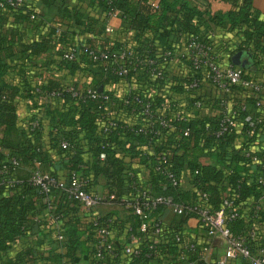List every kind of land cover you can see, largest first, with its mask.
<instances>
[{
  "label": "trees",
  "instance_id": "trees-1",
  "mask_svg": "<svg viewBox=\"0 0 264 264\" xmlns=\"http://www.w3.org/2000/svg\"><path fill=\"white\" fill-rule=\"evenodd\" d=\"M42 1L49 9H55L61 18L70 19L73 23L81 26L82 30L100 34L99 37L103 39L100 48L90 44L91 47L97 49L117 50L126 46L138 55L146 54L154 57L157 56L158 50L173 48L172 42L178 37L188 36V40L191 37H196L209 41L203 37L199 26L202 23L206 24L207 20H211L216 24L228 22L231 26H242L243 39L238 48L250 52L252 58H257L261 53H264V19L259 17V11L253 6L252 0H240V2L230 0L235 7L223 13H210L185 0H89V4L96 8L97 14L104 15L102 20L99 19V16L79 11L74 4L70 5L72 0ZM153 1H156L155 6L152 4ZM23 9V1L17 6L5 4L0 7V14L11 12L18 20L23 21L31 20L30 14L32 13L34 17H37L36 22L43 21L44 13L35 9L26 12ZM33 10L34 12H32ZM115 11L121 18L122 24L134 30L136 45L128 46L124 40L118 39L110 41L101 35L105 29L104 19ZM52 32L56 33L58 39H63L62 32L57 30L54 25L51 26L49 38H51ZM75 43L78 45L77 48L83 52L81 59L95 64L96 72H99L104 79L116 81L122 77L129 81L133 79L136 83L153 81L148 76L146 66H138L135 69H130L126 75H118L115 72L114 62L108 59H91L82 50L80 41L71 42L65 51ZM47 46V42L40 40L29 44L26 49H30L29 53H36L46 49ZM63 53L60 55V62L70 69L75 68L76 65L73 62L76 54L73 59H66L62 57ZM187 63L188 73L190 71L192 73L188 74L189 81L193 74L198 73L192 68L189 57ZM3 71L4 63L0 59V75ZM154 80L161 81L162 79ZM203 84L205 82L196 89L187 91L186 98L191 103H194L200 95L217 97L218 94H221L209 83L207 85L209 89L204 90ZM68 86L47 82L43 86L44 88H41V90L44 89L45 94L52 89L60 90L58 96H47L60 97L62 105L66 107L65 110L56 109L55 112L45 109L50 121L47 149L56 150L62 155V164L66 169L67 178L70 179L72 175L80 176L86 181L84 187L87 190L92 189V184L99 174L104 175L107 182L106 196L108 197L111 193L115 195L114 198L106 200L124 204L127 211L124 217H119L117 210L100 214L99 222L111 229H116L117 232L113 237L114 250L112 253L105 251L101 264H177L178 261L183 260L188 264H211L209 260L199 255L203 254L200 245L206 243L207 240L205 242L198 241L195 251L185 250V259L179 257L183 245L175 240L174 235L175 233L184 234L183 224L189 217H196L198 215L196 211L177 213V218L173 223L166 224L161 217V210L166 204L159 203L147 211L149 219L147 229L144 232L138 231L140 217L133 211L129 203L134 200L135 196L140 195L142 187L149 189L152 195H172L173 202L184 205L202 201L211 211L220 207H224L227 213L237 209L238 215L227 223L230 229L235 234L245 233L255 220L254 222H257L256 236L250 242V248L255 251L259 247H264V209L257 201L264 193V182H258L255 176L256 170H260V165L264 163V120H258L256 116L257 98L245 95L243 98L246 107L239 110L241 124L219 136L213 133V130H216L218 126L219 115L192 116L188 112H184L182 118L175 120V129L169 134L162 133L155 136L150 133L123 131L120 123L111 130L104 131L102 122L108 116L105 114V106L109 102H104L99 97L82 98L73 95L72 91L67 89ZM71 86L77 87L76 85ZM87 86L100 88L96 84ZM100 89L109 95L110 101L124 108L130 115L132 105H137L132 102L133 91L139 92L142 96L144 94L139 88H133L127 92L123 97L128 96L132 102H129L131 105L124 103L123 97H116L109 89L103 87ZM172 90L179 94H185L183 83L180 82L172 85ZM15 92V86L0 84V127L2 129L0 136V255L1 253L4 255L19 236L28 232L41 233L43 228L39 224L40 222L36 230L32 232V222L35 220V214L39 212L36 207H39V210L46 208L50 214L59 216L55 222L60 227L59 232L63 233L66 238L58 240L59 242L56 240V244L64 251H51L45 256L39 249L26 247L9 258L3 259L0 256V264H53L57 260H60L58 264H78L76 250L79 247L87 254L89 263L96 264L99 261V258L95 256L97 226L93 224L91 216L78 213L74 199L69 198L63 188L53 190V193L59 192L60 198L58 203L54 200L55 207L49 209L47 194L30 182L31 170L35 166L36 160L40 162L42 170L58 178L59 176L56 172L51 171V167L55 168L54 160L47 151L42 149L39 142L42 132L41 119H39V126L33 129H30L27 122L21 125L22 127L17 125L13 103ZM170 96L153 97L149 95L148 97L152 98L155 107L166 106L169 111L180 108L177 100H172ZM35 116L37 114L29 119ZM117 117L124 119L123 116ZM185 128H188V134L182 133ZM162 132L165 130L162 129ZM240 134L243 136L242 144L239 148H233V141ZM262 134L263 138L259 139L258 137ZM61 139L68 141V147L64 148L59 144ZM161 140L163 143H158ZM145 141H150L151 144L156 143L151 152H146L153 161L149 182L143 181L136 171L129 167L128 169L131 171L128 173L124 157L115 148L140 155L144 161L146 159H144L140 143ZM159 150L168 151L174 171L180 177L187 178L188 187H183L182 184L171 185L161 172L154 169L155 153ZM246 151L255 155L258 160L253 161ZM101 152H104L103 158L100 157ZM202 154L210 156L211 162L201 163L199 157ZM11 156L17 158L16 165L9 162ZM19 165L28 168L26 175L19 176L17 174ZM78 171L79 173H77ZM19 178L20 182L17 181ZM163 183H166L164 189L161 186ZM19 185L21 188H18ZM203 192L207 194L206 199L201 197ZM123 196L125 199H122ZM225 199L232 202L224 205ZM257 204L260 205V208L255 210ZM242 206H248V209L244 211ZM158 218L163 221L162 228L159 232L152 233L153 221ZM124 222L129 225L123 237H120L119 233L122 231L120 228L123 227ZM199 223L208 239V224L205 221H199ZM84 233L86 238L83 239L81 236ZM131 233L139 236L138 245L141 251L138 255L124 254L122 250L123 245L129 242ZM215 237L221 238L225 246L226 240L219 233L209 239L210 246ZM194 238L197 240L196 237Z\"/></svg>",
  "mask_w": 264,
  "mask_h": 264
},
{
  "label": "crops",
  "instance_id": "crops-1",
  "mask_svg": "<svg viewBox=\"0 0 264 264\" xmlns=\"http://www.w3.org/2000/svg\"><path fill=\"white\" fill-rule=\"evenodd\" d=\"M185 1L210 13H223L226 10L235 7L230 0ZM238 2H240V0H238ZM23 4L24 11L29 12L30 9H35L38 12L44 13L45 16L42 17L43 21L36 22L37 17H34L32 13L30 14L31 20L27 19L23 21L18 20L11 12L0 14V59L1 62L4 63V71L0 75V84L13 85L16 87L13 103L15 105L17 125H23L31 116L36 114L41 119L42 132L39 142L42 145V149L47 151L54 160L55 168L51 167V171L54 173L56 172L59 179L64 184L67 183L69 178H67L66 169L62 164V155L56 150L47 149L49 143L48 133L50 121L49 116L46 115L45 109H50L55 112L56 109L65 110L66 107L62 105L60 97H48L47 94H45L44 89L41 90L47 82H50L51 84L76 85L79 87L96 84L100 88L103 87L109 89L113 95L119 98L123 97L131 89L139 88L148 96L156 97L158 95H171V99L177 100L178 106L184 112H188V114L192 116L218 114L219 105L217 101H207L203 106H196L186 98V93L179 94L174 90L171 93L170 91L158 90L154 81L136 83L133 79L132 81H129L122 77H119L116 81L104 79L99 72H96L97 69L95 64L81 59L83 52L79 48L76 49V58L73 62L76 67L70 69L64 66V64L60 62V55L66 48H68L71 42H85L89 45L92 44L95 47L100 48V44L103 42V39L99 37L100 34L92 31H84L81 26L73 23L72 20L61 18L56 13L55 9H49L42 0H23ZM72 4L85 14L99 16L96 12V8L89 4V0H72L70 5ZM252 4L259 11V17L264 19V0H252ZM32 12H34V10ZM103 18L104 15L100 14L99 19L102 20ZM106 24L112 26L113 30L108 32L104 29V32L101 34L102 36L110 41L115 39L124 40L128 46L136 45L134 30L125 27L119 16L109 15L104 19V25ZM52 25L62 32L63 39H58L55 32H52L50 35L51 38H49ZM199 27L203 37L216 45L215 51L222 56V60L225 63H233L232 60L234 55L239 53L240 63L236 65H240L249 77L256 80L263 87V89L253 92L252 96L257 98L258 102V105L255 108L257 113L256 116L257 118L259 117L261 120H264V53H261L257 58H252L250 52L238 48L243 39L242 26H231L228 22L224 24H216L211 20H207L206 24L202 23ZM40 40H44L48 43L47 48L36 53H29L30 49H26V47L29 44ZM184 44V37H178L172 42L173 48L177 52L184 50ZM87 59H89L88 56ZM186 64L187 66H184L183 69H179V67L175 65H167L166 73L168 79L165 81L170 80L174 85L176 82L183 83L188 79V74L192 73L191 71L188 73V63ZM180 70L181 72H179ZM158 82L162 85L164 80ZM203 85L204 90L209 89L207 82ZM242 94L247 96L250 95L248 92ZM242 94L238 95V99H235V101H240L239 98L242 97ZM109 108L111 115L126 117L127 119H131L133 123L137 124L143 122V120L134 119L124 108L119 107L118 104H110ZM248 108H250V106H248ZM1 134L2 129L0 127V136ZM258 138L262 139L263 134ZM242 139L243 136L241 134L237 135L232 144L233 148H239L242 144ZM162 140L160 142L158 141V143L162 144ZM155 144L156 143L151 144L150 141L140 143V148H142L144 152V159H146L144 161L142 159L143 157L140 155L131 154L117 147L115 148L117 152L124 157L127 172L129 173L131 171L128 169L129 167L136 171L143 181H148L151 170H153V161H151L150 156L146 152H151L155 147ZM4 151L7 152L6 149H4ZM199 160L201 163L211 162L210 156L205 154H202L199 157ZM27 171L28 168L26 166L19 165L17 174L19 176L26 175ZM77 173H79V171ZM17 181L20 182V178L17 179ZM182 186H189V181L184 176H182ZM18 188H21V186L19 185ZM92 189L106 196V177L99 174L96 177L95 182L92 184ZM52 197L55 202L58 203L60 198L59 192L53 193ZM257 201L264 209V193L260 195ZM38 208L39 207H36L39 212L35 214V220L32 222V232L36 230L37 225L40 222L39 224L43 228L41 233L35 234L28 232L27 234L16 238L12 243L11 248L4 255L1 253L0 256L3 259L5 257L9 258L14 256L16 252L26 247L39 249L45 256L51 251L55 252L63 250L56 244V240L61 241L65 239V235L59 232L60 227L50 218V212L46 208H41V210ZM242 208L246 211L248 206H242ZM95 209L100 214L117 210L119 217H124L125 214H127L124 204L105 199L102 200ZM161 217L166 224H171L177 218V213L171 208V206L165 205L161 210ZM128 225L127 222L123 223V227L120 228V231L122 229L119 233L120 237H123ZM81 227L83 228L84 226L82 225ZM183 229L186 235L196 237L199 242H205L207 240L205 237V231L195 216L189 217L186 220L183 224ZM117 231L119 232V229ZM59 234H61L60 238L58 237ZM81 237L83 239L86 238L85 233ZM207 254V259L211 264H218L219 260L224 255L223 240L219 237L213 238ZM76 259L78 264H90L87 254L84 253V250L81 247L76 250ZM59 261L60 260H57V262H54L53 264H58ZM177 264H188V262L183 260L178 261ZM225 264H249V261L245 258L238 257L236 259H228Z\"/></svg>",
  "mask_w": 264,
  "mask_h": 264
},
{
  "label": "built area",
  "instance_id": "built-area-1",
  "mask_svg": "<svg viewBox=\"0 0 264 264\" xmlns=\"http://www.w3.org/2000/svg\"><path fill=\"white\" fill-rule=\"evenodd\" d=\"M23 0H0V7L5 4L11 6L19 5ZM155 6L156 1L152 2ZM110 15H117V11L111 13ZM105 30L111 32L113 27L110 25H105ZM185 44L184 50L177 52L174 48H166L163 51L158 50L157 56H149L146 54H136L128 47H123L117 50L108 49H97L87 45L82 44V50L85 51L91 59L93 60H111L115 63V72L118 75H126L130 69H135L138 66H146L149 78L155 82V86L158 90L170 91L172 90L171 81H165L167 78L166 66H178L179 69H183L187 66L188 57L191 59L192 68L198 74H193V76L183 82L184 92L187 93L190 89H196L201 85V83L207 82L211 84L215 89L219 90L221 94L217 97H208L206 95H200L194 101L196 106H203L205 102H218V126L213 133L216 136L221 135L225 131H231L239 124H241L239 119V110L246 107L244 95L242 93H250L259 91L263 87L254 79L249 77L245 70L240 66L233 64L231 62L225 63L220 55L211 47V41H204L196 37H191L188 40V36H184ZM78 45L75 43L68 50H66L62 57L66 59H73L76 54V49ZM181 72V70L179 71ZM154 79L164 80L163 84H159L158 81ZM170 79V78H169ZM67 89L72 91L73 95L79 97H99L104 102H109L105 106V114H108L105 121L102 124V129L104 131L111 130L116 127L118 123L123 128V131H131L134 133H150L152 135L158 136L162 133L169 134L175 129V120L183 117L184 111L181 108L171 109L169 111L168 107H155V103L151 97L140 95L139 92L133 91L132 102L137 105H132L128 96L123 97L124 103H129L132 105L130 109L131 116L136 120H143L141 123H133L131 119L126 117L119 118L114 115H110L109 105L113 104L110 101L109 95L106 92L101 91L100 88L93 86L84 87H74L69 85ZM48 96L60 95V90L52 89L46 93ZM242 94L240 101H235L238 99V95ZM39 116H35L27 120L30 125V129L38 127ZM261 120V118H257ZM162 129L165 132H162ZM183 134H188V128L182 131ZM59 144L66 148L69 143L66 139H61ZM253 161H257V157L246 151ZM104 152L100 153V157L103 158ZM9 162L12 165H16L18 160L16 157H9ZM40 162L35 161V166L31 170L30 182L38 186L41 191L45 192L48 196L49 209H53L54 199L52 197L53 190L56 188H63L67 196L74 199L76 211L81 214L91 216V220L94 225H96V243H95V256L99 258L96 264H101V259L104 257V253H112L114 250L113 237L115 236L116 229H111L107 225L99 222L100 213H98L95 207L102 201L114 198L113 193L109 194L108 197L98 193L94 189L87 190L84 187L85 180L78 175H72L71 178L64 184L58 177L44 171L40 168ZM154 169L161 172L166 180L173 186L182 184V177L176 174L173 168V162L169 158V153L166 150H159L155 153L154 159ZM256 179L258 182H264V163L260 165V170H256ZM134 182L132 183V185ZM162 188L166 187V183H163ZM201 197L203 199L207 198L205 192L202 193ZM125 199V196L122 197ZM172 195L155 194L152 195L146 187H142L140 190V195L134 197V200L129 204L132 206L133 211L139 215L140 224L138 227L139 232H144L149 225L148 213L147 211L151 208L156 207L159 203H164L171 206V208L176 213H186L188 211H196L198 215L196 218L199 221H205L208 224V239L206 243L201 244V249L203 254H199L200 257L208 260L207 251L211 247L209 244V239L212 238L217 233L221 234L225 240L226 244L224 246V255L219 260L218 264H225L228 259H236L238 257L245 258L249 261V264H264V247H259L255 251L250 248V242L256 236V225L257 222L253 220L252 226L245 233L235 234L227 224L228 221L238 215L237 209H233L230 212H226L224 207H220L216 210L211 211L208 206L204 205L202 201H194L188 205L181 203H176L172 201ZM232 201L225 199L223 204H230ZM260 205L255 206V210H258ZM58 215L50 214V218L53 221L58 219ZM162 219L158 218L153 221V231L152 233H157L162 228ZM130 229V227H128ZM61 237V234L58 235ZM174 238L183 245V250L179 257L181 259L186 258L185 250H196L197 240L194 237L186 235L185 233H175ZM139 236L135 233L130 234V240L125 245H123L122 250L124 254L138 255L141 251L138 245Z\"/></svg>",
  "mask_w": 264,
  "mask_h": 264
},
{
  "label": "water",
  "instance_id": "water-1",
  "mask_svg": "<svg viewBox=\"0 0 264 264\" xmlns=\"http://www.w3.org/2000/svg\"><path fill=\"white\" fill-rule=\"evenodd\" d=\"M232 61H233L234 64H239V63H240V61H239V53H236V54L234 55ZM241 64H242V63H241Z\"/></svg>",
  "mask_w": 264,
  "mask_h": 264
},
{
  "label": "rangeland",
  "instance_id": "rangeland-1",
  "mask_svg": "<svg viewBox=\"0 0 264 264\" xmlns=\"http://www.w3.org/2000/svg\"><path fill=\"white\" fill-rule=\"evenodd\" d=\"M215 46H216V45H214L213 43L211 44V47H212V49H214V50L216 49ZM220 58H222V56H220Z\"/></svg>",
  "mask_w": 264,
  "mask_h": 264
}]
</instances>
